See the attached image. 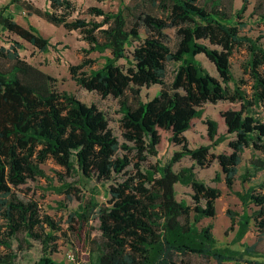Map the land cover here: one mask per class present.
Wrapping results in <instances>:
<instances>
[{"label":"trees","instance_id":"1","mask_svg":"<svg viewBox=\"0 0 264 264\" xmlns=\"http://www.w3.org/2000/svg\"><path fill=\"white\" fill-rule=\"evenodd\" d=\"M48 1L47 10L26 8L48 23L80 31L89 46L85 55L109 52L100 67L92 68L86 58L69 72L84 90L119 100L121 141L96 106L59 91L56 78L24 61L19 42L0 46V264H16L32 242L42 247L35 264H191V256L215 264H264L257 241L242 250L220 247L214 224L201 225L217 216L221 190L195 172L217 160L221 171L214 181L224 182L240 201L241 212L226 211L230 226L225 235L235 233L232 244L252 227L264 233V179L253 183L264 172V33L257 39L242 34L246 1L234 10L233 0H144L161 16L132 14L130 24L123 8L110 13L91 7L90 14L102 17L93 22L70 19V0ZM258 1L254 14L264 30V0ZM141 27L147 32L143 40ZM168 29L174 31L172 43ZM3 33L41 52L54 47L34 26L18 24L7 6L0 10V41ZM241 47L248 52L244 72L249 81L236 79L231 70L232 54ZM199 55L213 64L218 77ZM153 85L160 90L142 101L141 88ZM218 102L235 105L220 113L226 133L219 135L217 121L208 119L210 144L190 148L184 134L203 117L206 104ZM161 132L169 133L168 141L180 150L166 164L149 165L148 158L158 155ZM226 140L229 153H211ZM246 149L252 156L239 173ZM185 157L192 165L175 170ZM49 160L66 173L114 182L105 203L91 198L69 214L67 231L80 250L67 263L52 257L62 228L40 213L36 201L16 194L28 182L46 178L42 166ZM237 180L250 185L236 191ZM178 184L190 189L191 201L177 198Z\"/></svg>","mask_w":264,"mask_h":264},{"label":"rangeland","instance_id":"2","mask_svg":"<svg viewBox=\"0 0 264 264\" xmlns=\"http://www.w3.org/2000/svg\"><path fill=\"white\" fill-rule=\"evenodd\" d=\"M73 4L74 11L70 19H84L86 21L101 22V16H95L89 13L91 7H97L105 12L116 13L119 9H124V14L127 17L129 24L132 19V14L141 15L142 12H148L155 16H161L159 10L152 8L144 0H70ZM244 1H246V11L244 12V21L247 25L242 29V34L257 39L264 33L263 26L259 23L258 15L254 14L257 10L255 7L260 5L258 0H233L232 5L234 10L239 9ZM7 6L8 9L14 13L15 21L27 27L34 26L39 33L50 40L54 47L50 48L48 52H41L24 40L18 38L16 35L3 33L0 41V46L9 48L12 41L19 42L23 48L19 51L20 57L27 63L39 68L43 72L51 75L57 79V88L59 91H66L73 94L81 102L87 105H94L102 111L108 120V124L113 134L121 141V134L119 128V120L121 113L119 112V100L114 97L102 98L95 92H89L79 87L72 79L69 72L70 66L80 64L84 59H91L92 68L100 67L104 59L103 57L109 55V52L99 54L92 52L85 55V49H88V44L84 40L80 31H68L63 26H56L48 23L44 18L30 12L26 7L31 6L41 10L50 9L48 0H0V10ZM141 39L147 36L146 29H140ZM169 41H174V31L166 30ZM261 43L264 44V38H261ZM137 44V43H136ZM248 58V52L244 47L236 48L231 57V70L236 79H243L249 81V76L244 72V65ZM197 59L202 65L215 77L218 74L215 71L213 64L204 56L199 55ZM119 64H125V61L120 60ZM88 68H84L87 70ZM160 86L153 85L150 87H143L140 91L142 101L152 99ZM126 97L129 93L125 94ZM235 107V105L225 102H218L217 104L208 103L204 106V114L201 119H196L192 123V127L184 134V137L190 148H196L200 145L210 144L207 136L206 120L214 119L218 123V134L226 133V129L220 118V113L228 108ZM237 107V106H236ZM170 134L161 132V144L158 147V155L156 157H149L147 163L166 164L176 151L180 150V146H174L169 141ZM228 140L224 141L217 147L211 149V153L218 155L220 153H229L227 146ZM252 153L246 149L242 154V162L239 166V173L244 167L249 164ZM134 160V159H133ZM136 161V160H134ZM192 161L185 157L174 165L175 170L183 167H189ZM42 168L46 173V178H39L36 181H30L21 186L16 191V194L23 200L36 201L40 208L42 215L50 216L62 228L59 232L56 241V253L52 257L57 262L67 263L73 259L74 251H79L76 248V242L73 236L67 231V219L71 212L77 209L78 205L83 201H88L94 198L98 203H105L108 200L107 188L114 184V182L98 183L97 181L87 179L77 172L66 173V171L54 164L51 160L47 161ZM132 170L131 167L127 169L126 176ZM220 167L217 160H212L206 168L195 167V172L199 179L203 180L208 186L217 187L221 190V196L216 200L217 216L213 220H203L201 225L209 223L214 224L213 234L218 240V246L229 247L234 250H242V245H251L257 241L258 251L264 256V233L258 234L256 228L252 227L241 242L232 244L234 232L229 231L225 235L226 230L230 226V220L227 217L226 211L241 212L242 207L238 198L230 193L224 182H215L214 178L219 173ZM264 179V172L259 173L255 179L254 184L260 183ZM252 183V184H253ZM250 184L242 185L239 180L235 182L234 189L236 191H244ZM59 191V192H58ZM176 192L178 199H186L191 201L190 189L183 187L180 184L176 185ZM94 228L97 223L92 222ZM95 232H97L95 230ZM26 252L20 254L16 264H35L42 256V247L38 242H32V247ZM258 260L264 262V257H259ZM191 264H215L213 260L206 261L200 257H189ZM235 264V263H226Z\"/></svg>","mask_w":264,"mask_h":264}]
</instances>
